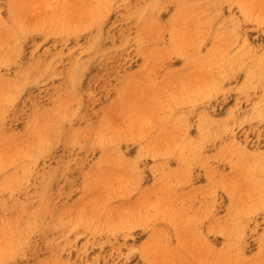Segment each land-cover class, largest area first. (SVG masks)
Wrapping results in <instances>:
<instances>
[{
  "label": "rangeland",
  "instance_id": "374dc122",
  "mask_svg": "<svg viewBox=\"0 0 264 264\" xmlns=\"http://www.w3.org/2000/svg\"><path fill=\"white\" fill-rule=\"evenodd\" d=\"M0 264H264V0H0Z\"/></svg>",
  "mask_w": 264,
  "mask_h": 264
}]
</instances>
